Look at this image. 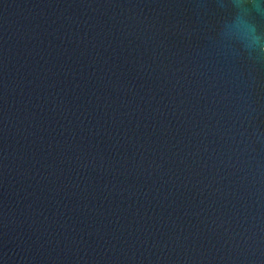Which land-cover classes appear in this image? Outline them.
<instances>
[{
  "label": "water",
  "instance_id": "95a60500",
  "mask_svg": "<svg viewBox=\"0 0 264 264\" xmlns=\"http://www.w3.org/2000/svg\"><path fill=\"white\" fill-rule=\"evenodd\" d=\"M0 264H264V0H0Z\"/></svg>",
  "mask_w": 264,
  "mask_h": 264
}]
</instances>
